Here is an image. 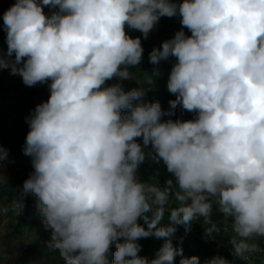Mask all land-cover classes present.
<instances>
[{
  "label": "clouds",
  "instance_id": "9594fccd",
  "mask_svg": "<svg viewBox=\"0 0 264 264\" xmlns=\"http://www.w3.org/2000/svg\"><path fill=\"white\" fill-rule=\"evenodd\" d=\"M176 16L181 30L148 54L154 65L175 58L169 107L144 102L142 88L106 86L133 78L129 69L143 60L141 37L126 27L147 39L162 17ZM2 18L0 70L28 87L50 81L48 99L26 118L23 154L33 171L10 209L21 213L24 199L36 198L47 248L63 264H109L113 243L112 264H175L177 256L201 264L172 237L202 218L213 238V205L234 233L235 256L260 251L251 241L264 238V0H15ZM178 106L194 118L173 119ZM7 159L0 146V186ZM149 159L175 184L138 179ZM149 237L165 241L151 260L138 255V240ZM203 264L231 262L217 255Z\"/></svg>",
  "mask_w": 264,
  "mask_h": 264
},
{
  "label": "trees",
  "instance_id": "16d2710c",
  "mask_svg": "<svg viewBox=\"0 0 264 264\" xmlns=\"http://www.w3.org/2000/svg\"><path fill=\"white\" fill-rule=\"evenodd\" d=\"M177 3L182 2V0H176ZM8 7V2L6 0H0V20H3V12L4 9ZM46 11H49V8L46 7ZM162 22L160 26V30L158 33V40H163L164 38L172 35L177 28H181L180 17H162ZM183 30H186L183 29ZM126 31L128 35L135 38L142 35L138 30H133L126 27ZM6 30L0 25V52L7 51V41H6ZM159 47V46H156ZM173 63H175L174 57H169L168 60H162L159 64L149 63V60L143 64L130 68V72L134 79L127 83H121V81H117L115 78L113 80L107 81L106 86H110L114 83H121L122 87L125 91H129L133 88H142L146 91V95L143 98L144 102H156L159 101L162 109H167L169 107V100L175 99V95L171 94L167 90V81L169 78V74L172 68ZM21 78L19 75L10 74V69L0 70V89L4 88L3 81L5 79H13L17 80ZM50 83V81L48 82ZM48 83L38 84L33 86L36 90L40 91L42 94H49ZM34 95L33 90L26 91L20 98L21 110L19 113V120L21 127L29 128L26 122V116H30L35 106L36 102L31 101L30 99ZM27 114V115H26ZM195 113H190L183 110L181 107H177L176 114L173 119H181V120H190L193 119ZM20 129V128H18ZM21 131H24L21 128ZM19 131L13 129L11 133L6 136L5 142L9 143L14 135H17ZM141 142V140H138ZM14 160L18 159L20 156H23V150L14 152ZM13 161V160H12ZM5 165V161L3 162ZM3 174L6 178L7 183L0 186V208H9V211L6 213L12 218V232L8 236L11 241L30 239V248L31 252H39V254L45 257L48 261L53 262L54 264H63V261L59 255V252L50 248H47L46 242L50 239V230H45V227L42 223V216L40 215L37 207V200L32 199L30 195H28L24 199V208L21 213H15L10 209V205L15 198H18L20 195V191L23 186V182L29 177L32 171H27L25 169H20L17 173L10 172L9 169H4L3 166ZM137 177L141 181H147L149 183H153L157 180H160V186L163 187L164 183L168 179H173L175 184V177L167 172L166 166L163 162L154 163L150 159L146 160L142 165H140ZM176 202L174 199L171 201L169 205V209L165 212V217L162 220V224H167L168 216L171 208L176 207ZM215 207L213 205V212L215 211ZM214 213H212L213 215ZM4 214H0V221L2 220ZM215 221L220 227L219 233H214L213 238H208L205 236V228L203 224L202 218L198 220H194L191 223V230L187 233L185 232L184 226H177L178 232H181V237L177 238V233L172 237V243L175 246H178L180 243L185 247V251L187 257L198 256L200 258L201 264L205 260H210L214 256H221L231 264H264V258L253 257L250 261H245L247 256L252 255L254 253H245L244 258H240L234 255L232 245L230 243L234 233L231 231L229 234L226 233V229L224 225L219 223L218 220L223 219V215H216ZM138 223L143 225L145 228L142 219L138 220ZM150 243H154L156 245L155 251L153 255L148 258L149 260L155 258L156 252L163 245L164 238H155L149 237L148 240ZM119 242H123V238L120 239ZM204 243V245H203ZM259 248L261 255L264 257V238H261L259 242ZM116 251L115 243L110 247L109 252L106 254L109 264H112L114 260V253ZM258 252V251H257ZM138 255L142 257H146L143 254L138 253ZM23 264H27L24 262ZM175 264H179V260H175Z\"/></svg>",
  "mask_w": 264,
  "mask_h": 264
},
{
  "label": "rangeland",
  "instance_id": "374dc122",
  "mask_svg": "<svg viewBox=\"0 0 264 264\" xmlns=\"http://www.w3.org/2000/svg\"><path fill=\"white\" fill-rule=\"evenodd\" d=\"M8 2V7L4 9L7 10L13 3H15V0H6ZM46 9V8H45ZM45 11V13H49V11ZM162 19H160L158 25L156 28L149 33V36L147 39L143 38V35H140L142 40V46L144 48V54H143V64L149 60V52L153 49V47L160 46L161 43L165 40L171 39L174 34L181 30V28H177L175 32L164 38L163 40H158V33L160 30ZM0 25L4 28L3 20H0ZM5 29V28H4ZM186 35H190V32L188 30H184ZM128 33V32H127ZM133 78L127 79L124 81H121V83H127L132 81ZM3 89H0V146H3V148L8 150V159L5 160L4 169H9L10 172H13L14 174L17 173L20 169H25L27 171H33V168L31 166V158L28 156H20L18 159L14 160V152L15 151H21L23 150V146L25 143L26 135L29 131V128L21 127L20 120H19V111L21 110V103L20 98L21 96L28 90H33L34 95L30 99L31 101L36 102L37 104L46 101L50 95L49 94H42L40 91L36 90L34 87H28L25 86L22 82V78H18L17 80L13 79H5L3 81ZM27 115V114H26ZM29 117L28 115L26 118ZM20 128V129H18ZM21 128L24 131H21ZM15 129L19 131L17 135H14L12 140L9 143H6L5 135L8 136L11 131ZM13 160V161H12ZM4 175V174H3ZM160 184V180H157ZM32 199H36L34 196L30 195ZM216 208V206L214 205ZM212 220L215 221L216 215H222L219 212L215 211L213 212ZM198 220V219H197ZM12 218L8 214H4L2 220L0 221V264H23L26 262L27 264H54L51 261H48L45 257L41 256L39 252H31L30 248V239H23V240H17V241H11L8 236L12 232ZM219 223L224 225L226 229V233L229 234L231 231L229 227H227L226 223L223 219L218 220ZM230 220L228 223L230 224ZM207 225L204 224V227ZM177 238L179 239L181 237V232L178 230L176 231ZM175 233V234H176ZM148 238H141L138 240V243L142 246L140 254L145 255L147 258H150L156 248V245L154 243H150L147 241ZM261 238L257 237L254 239V241L259 244ZM174 245V244H173ZM204 245V243H203ZM174 247H182L183 249V255L187 257L186 251L184 250L185 247L183 244H179L178 246ZM259 257L264 258L261 255V252H255L252 255L247 256L245 261H250L253 257ZM181 257L177 256L175 260H180Z\"/></svg>",
  "mask_w": 264,
  "mask_h": 264
},
{
  "label": "built area",
  "instance_id": "2783aa9c",
  "mask_svg": "<svg viewBox=\"0 0 264 264\" xmlns=\"http://www.w3.org/2000/svg\"><path fill=\"white\" fill-rule=\"evenodd\" d=\"M46 8V7H45Z\"/></svg>",
  "mask_w": 264,
  "mask_h": 264
}]
</instances>
